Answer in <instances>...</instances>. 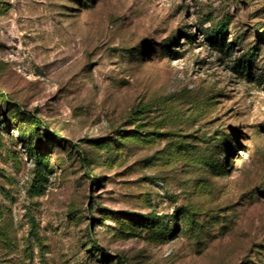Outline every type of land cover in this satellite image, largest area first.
I'll return each mask as SVG.
<instances>
[{
	"label": "rangeland",
	"instance_id": "rangeland-1",
	"mask_svg": "<svg viewBox=\"0 0 264 264\" xmlns=\"http://www.w3.org/2000/svg\"><path fill=\"white\" fill-rule=\"evenodd\" d=\"M0 264H264V0H0Z\"/></svg>",
	"mask_w": 264,
	"mask_h": 264
},
{
	"label": "trees",
	"instance_id": "trees-1",
	"mask_svg": "<svg viewBox=\"0 0 264 264\" xmlns=\"http://www.w3.org/2000/svg\"><path fill=\"white\" fill-rule=\"evenodd\" d=\"M221 27H222V25L219 26V28H218L219 31H218V29H216L215 31H211V33H212V35H211L212 41L211 42L214 45L219 44V42H220L219 37L222 35V33H224V31H222ZM143 111H144L143 108L135 110L133 112V115L139 116V115L143 114ZM34 123H35L34 124L35 126L41 128V124L39 122L35 121ZM24 133L25 132H23L19 135V139L24 143V146L27 150V156L32 160L33 164L35 165L36 170L39 173V176H41L40 178H44L43 177V171L45 169H47V167H46V160L47 159L45 158L44 155H42L41 143L38 141L35 145H33L34 143L30 139L31 135H29L31 133V131L28 132V134H24ZM44 136H46V135H44ZM40 182H41V180L35 182L34 188L36 190L41 189ZM93 248H94V250H98L101 252L100 248H98L97 246H93Z\"/></svg>",
	"mask_w": 264,
	"mask_h": 264
}]
</instances>
